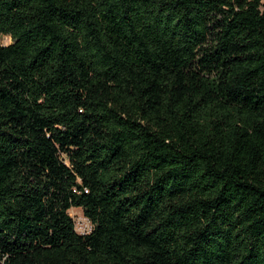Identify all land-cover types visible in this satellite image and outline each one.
<instances>
[{
	"label": "trees",
	"instance_id": "trees-1",
	"mask_svg": "<svg viewBox=\"0 0 264 264\" xmlns=\"http://www.w3.org/2000/svg\"><path fill=\"white\" fill-rule=\"evenodd\" d=\"M2 37L0 264H264V0H0Z\"/></svg>",
	"mask_w": 264,
	"mask_h": 264
},
{
	"label": "rangeland",
	"instance_id": "rangeland-1",
	"mask_svg": "<svg viewBox=\"0 0 264 264\" xmlns=\"http://www.w3.org/2000/svg\"><path fill=\"white\" fill-rule=\"evenodd\" d=\"M0 43L2 45H9L11 43V39L9 37H2ZM68 213L74 222L76 233L83 235L88 234L91 231V224L83 217L80 209L72 208L68 211Z\"/></svg>",
	"mask_w": 264,
	"mask_h": 264
}]
</instances>
